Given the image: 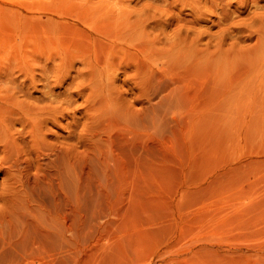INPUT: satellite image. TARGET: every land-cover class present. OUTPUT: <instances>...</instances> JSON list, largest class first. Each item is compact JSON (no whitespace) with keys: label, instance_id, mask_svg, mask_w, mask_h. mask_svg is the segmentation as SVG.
I'll return each mask as SVG.
<instances>
[{"label":"rangeland","instance_id":"1","mask_svg":"<svg viewBox=\"0 0 264 264\" xmlns=\"http://www.w3.org/2000/svg\"><path fill=\"white\" fill-rule=\"evenodd\" d=\"M2 101L0 264H71L51 228V252L2 242L39 213L69 219L66 198L105 171L113 204L87 242L119 238L120 264H264V0H0ZM30 102L51 111L34 124ZM110 112L134 129L107 127ZM69 145L70 180L65 153L44 154Z\"/></svg>","mask_w":264,"mask_h":264},{"label":"bare ground","instance_id":"2","mask_svg":"<svg viewBox=\"0 0 264 264\" xmlns=\"http://www.w3.org/2000/svg\"><path fill=\"white\" fill-rule=\"evenodd\" d=\"M7 53H8L7 51H4L3 54H7ZM84 60H85V57H82L80 59V61H84ZM151 60L152 59H150V61ZM11 67L12 66L10 65L9 70L11 69ZM149 67H150V65H149ZM150 73H151V71H150ZM150 76H151V74H150ZM9 88H10V86H6L5 91L9 90ZM24 96H27L26 92L24 93ZM36 100L42 101L43 98L38 97ZM1 103H2V105L0 106V111L2 112V114H6L3 112L4 109L6 108V106H5L6 102L2 101ZM30 104H31L32 108L29 106H27L25 108V116L29 117L33 121L34 124L37 123V120H38L40 114H42L43 112L51 111L50 108H44L43 106H40V105L35 106L31 102H30ZM21 110L24 111L23 109H21ZM105 121H106L107 127H113L114 125H118L120 129H124V128H130L132 130L134 129V127L131 123L130 124H124L121 121V118L118 115H114L112 112L107 113ZM9 125H10L9 117H7V116L3 117V119L0 121V127L4 131L5 135H7ZM155 125H156V119H153V115L150 114L149 120H148V126L144 125V127L146 129H148L149 131H152V129L155 128ZM110 133L111 132L107 133V135H108L107 136V142H109V140L111 138V136H109ZM1 141H2V139H0V142ZM97 143H99V142H97ZM97 143L90 145L89 148L95 147L97 145ZM109 151H110L109 147L106 146L105 152H103L104 153L103 159L101 161L102 166L105 170H107L108 168L110 169L113 165V160L111 158V155H108ZM62 152L65 153V158H64V161L62 162V164L65 166V175L70 180L72 175H73V170H74V165H75L74 147L72 145H69V147L61 148V150L57 147H53L48 152H46L44 154L45 155H53V161H56L59 159L60 154ZM107 172L108 171H105L102 176H99L98 184H97L96 188L94 189V191L86 190L84 192L77 193L76 195L75 194L69 195L68 198H66V200H68V204H69V206H68V208H69V210H68L69 211L68 212L69 213L68 214L69 219H67L65 216H64V218L61 217L62 214L60 215L59 213H63V212H59V213L57 212L53 215L47 216L46 218H44L43 214L40 215V213H39L37 216V214L35 213L37 217H39L40 219L42 217L43 219H46V221L41 219L44 222L39 223L38 220H40V219L34 218V216H33V218H34V219H32L33 222L38 221V223H35L36 228L33 227L32 230H28V228L26 227L27 231L24 230V232H23V228H22L20 238H17V239L15 238V240L12 239L13 241L9 239L7 241V243H9V246L4 247V244L6 242L1 241L2 243H4V244H2V246H3L2 252L3 253H7V252L9 253V251H10V253H9L10 255H13L14 257H16L18 259L19 258L22 259L21 257H24L25 255L27 256L28 254H32L35 251H43L44 249L47 250V243H45L46 238L44 236L41 237L42 233L38 232L39 231L38 228L42 227V229L43 228L44 229H50L51 228L53 230H56V232H54L56 234L55 238H54V235L52 234L53 232H51V231L48 232L49 234L53 235V236L51 235L52 237L50 238V240L54 239V241L51 240L52 243H55V239L58 240V241L56 240L57 241V243H55L56 246H53V248H52V246L51 247L49 245L48 246L53 249V253L55 254V256L57 255V258L59 257L58 259H60L63 256V259L64 260H65V258L69 259L71 264H120V257L118 255V252L120 251L121 248H119V246L116 244V242L120 239L118 238V240H117L116 236H115V235H117V232H120V231H113L111 229V231H113V235L115 233L114 239H116V242L113 241V242H115L114 244H112L113 242L111 243L112 246L106 245L107 242L105 244L106 246H104V245L101 246V244H99L98 242L97 243L99 245H94V244L90 245L91 242L88 243L89 242L88 240L90 239V237L92 238V236L94 235L93 232H96L95 231L96 230L95 229L96 219L97 218L99 219V215L101 214V212H103L106 208L112 206V204H113V202L108 197L111 187L108 186L109 182L107 179L109 177H108ZM13 194L15 197L22 196V198H20V200L24 206H27L28 203L30 202V200L35 199L34 192L32 190L28 189V186H24L21 189L14 188ZM67 209L65 211H67ZM65 211H64V215L65 214L67 215V213H65ZM104 214H105V211H104ZM35 219H36V221H35ZM41 220H40V222H41ZM103 222H104V220H103ZM25 224H26V226L27 225L29 226V224H27V223H25ZM32 224H34V223H31L30 225H32ZM102 224H104V223H102ZM23 226H24V224H23ZM106 226L108 227V225H106ZM100 227L104 228V226H100ZM100 227H99V229H100ZM109 227H111V226H109ZM24 229H25V226H24ZM104 229H106V228H104ZM108 230L110 231V229H108ZM107 233L109 234V236L112 235V232H111V235L109 232H107ZM49 234H47V235H49ZM98 235L100 236L102 234H98ZM103 236H104V234H103ZM105 236L103 237V239L106 238ZM95 238H96L95 241H98L97 237H95ZM100 240H102V239L99 238V241ZM51 241L49 242V239H48L49 243H51ZM93 241H94V239H93ZM52 243H51V245H52ZM7 247L9 249H7ZM50 248H48L49 250H47V251L51 252L52 249L50 250ZM67 259H66V261H68ZM121 264H122V262H121Z\"/></svg>","mask_w":264,"mask_h":264}]
</instances>
